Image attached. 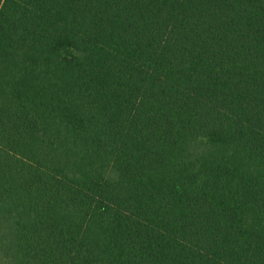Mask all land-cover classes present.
Instances as JSON below:
<instances>
[{"label":"trees","instance_id":"16d2710c","mask_svg":"<svg viewBox=\"0 0 264 264\" xmlns=\"http://www.w3.org/2000/svg\"><path fill=\"white\" fill-rule=\"evenodd\" d=\"M0 264H264V0H0Z\"/></svg>","mask_w":264,"mask_h":264},{"label":"rangeland","instance_id":"374dc122","mask_svg":"<svg viewBox=\"0 0 264 264\" xmlns=\"http://www.w3.org/2000/svg\"><path fill=\"white\" fill-rule=\"evenodd\" d=\"M1 208V207H0Z\"/></svg>","mask_w":264,"mask_h":264}]
</instances>
